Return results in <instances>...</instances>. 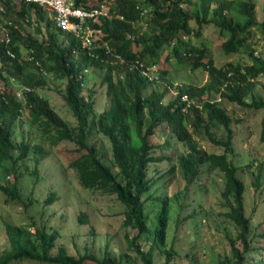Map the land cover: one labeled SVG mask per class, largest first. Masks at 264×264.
<instances>
[{"label": "trees", "instance_id": "16d2710c", "mask_svg": "<svg viewBox=\"0 0 264 264\" xmlns=\"http://www.w3.org/2000/svg\"><path fill=\"white\" fill-rule=\"evenodd\" d=\"M1 1L4 11H0V21H6L10 41H0V78L5 84L18 79L29 90L23 91V100L13 92L0 91V169L6 172L9 163L11 168L7 173L15 172V162L24 159L30 151L29 144L21 141L18 144L20 153L16 158L11 152L15 147L12 126L26 109L30 122L50 146L63 140L76 144L74 151L77 154L70 159L69 165L76 171L80 184L84 188H96L116 195L125 206L124 224L136 230L129 244L140 254L143 264H151L148 253L138 246L136 239L142 233L152 232L153 244L159 245L164 241L167 228V201L158 206L156 224L149 230L142 198L154 181V178H147L148 167L171 157L152 155L157 145L163 150L170 146L168 139L160 144L152 141L161 126L162 131L168 129L171 136L187 146V152L178 156L184 177L192 180L198 173V167L204 163L224 174L222 193L231 201L225 214L238 227L236 237L230 238L231 253L235 264H248L243 261L244 254L250 256L252 253L248 239L250 220L244 213L243 204L245 186L239 178L238 166L228 158L232 151V117L220 102L223 99L246 108L264 109L263 98L246 100L254 81L264 73V61L254 56L248 42L255 27H259L264 37V21L258 22L255 18L254 0H109L110 16H102L98 22L91 23L101 30L100 39H93L91 47L83 46L81 40L70 31L56 27L53 19L47 16L46 9L36 3ZM107 1L91 3L89 0H76V3L95 6L107 5ZM146 8H149L148 11ZM22 19L36 23L34 29L39 33L41 23H44L46 35L38 38L30 33L23 34L20 28ZM143 19L146 21L143 22ZM140 21L148 25L147 29L143 30ZM191 21L195 26L191 25ZM210 23L218 28L223 38L221 49L224 54L249 48L251 63H228L223 68L215 67L209 48L192 44L189 40L190 35L199 37L203 26ZM185 36L188 37L183 38ZM21 46L27 49L31 58L21 57ZM8 50L13 52V56ZM162 50H168L166 59H172L177 66L204 67L210 76L208 84L202 88L178 84L177 92L166 102L168 87L163 91L151 88L145 93L149 84L159 82L160 77L168 73L165 69L152 77L145 73L158 64ZM30 66L45 69L57 80H65L64 100L76 119V126H70L50 102L40 96L37 88L43 84L42 76L40 72L30 71ZM90 67L104 70L99 87L106 86L110 100L108 108L98 113L94 110L93 87L83 94L85 73ZM210 89L219 92L220 99L203 100L201 94ZM183 94L189 100H195L185 101ZM189 120L192 122L188 123ZM215 123L224 128L226 139L217 140L211 134L207 135L214 144L222 145L224 151L203 152L197 147L193 135L200 124ZM91 124H95L98 132L109 140L116 173L100 158L96 148L88 144L90 130L86 127H91ZM260 124L259 138L264 143V116ZM188 125L192 126V130L188 129ZM33 152L40 153L41 150L35 146ZM0 187L8 198L18 197L15 177L11 183ZM54 200L55 193L51 192L47 201ZM5 231L11 249L2 253L0 264L24 260L79 264L85 259L84 255L79 258L68 255L63 248H59L57 255H50L58 237L56 229L47 233L44 228L31 231L26 225L5 223ZM250 264H257V261L252 260Z\"/></svg>", "mask_w": 264, "mask_h": 264}, {"label": "rangeland", "instance_id": "374dc122", "mask_svg": "<svg viewBox=\"0 0 264 264\" xmlns=\"http://www.w3.org/2000/svg\"><path fill=\"white\" fill-rule=\"evenodd\" d=\"M254 2L255 18L262 22L264 0ZM109 3L108 0L107 5ZM148 9L146 8L147 11ZM140 22L143 30L147 29L148 25ZM20 23L23 34L30 33L38 38L46 35L44 23H41L40 33L34 29L36 23H29L25 19L20 20ZM190 23L195 26L193 21ZM100 37L101 33H98L94 35V40H99ZM189 40L192 44L208 47L212 63L217 68H223L228 63L250 64L249 48H253L254 56L264 61V37L259 27L253 30L248 41L249 48L230 55L222 52L223 38L218 28L211 23L203 26L199 37L190 35ZM20 52L22 58L29 57L24 46H21ZM167 54L168 50H162L158 64L145 72L150 77L157 75L161 69L168 72L166 76L160 77L159 82L149 84L144 90L145 93L151 88L163 91L168 87L164 99L166 102L177 92L178 84L184 83L198 88L208 84L210 76L204 67L177 66L172 59H166ZM29 70L41 73L43 84L37 88L40 96L46 98L70 126H76V119L64 100L65 80H57L52 73L45 69L38 70L35 66H30ZM103 74L104 70L95 67L88 68L85 73L83 94H87L89 88L93 87L92 98L96 113L108 108L110 102L106 86L99 87ZM25 88L27 87L18 79L5 84L0 78V91L13 92L21 100ZM201 97L203 100H218L219 92L214 89L206 90ZM259 98L264 99V73L254 81V87L246 100ZM194 100L195 98L192 99ZM220 103L232 117V151L228 158L238 166L239 178L245 186L244 213L250 220L248 239L252 253L250 256L244 254L243 261L250 264L252 260H256L257 264H264V143L259 138L264 109L246 108L223 99ZM190 122L192 121L189 120L188 123ZM187 127L192 130V126ZM86 129L90 130L88 144L96 148L100 158L116 173L109 140L98 132L95 124L87 126ZM162 130L159 126L152 141L160 144L168 139L170 146L163 150L157 145L152 155L160 157L164 154L171 157L156 161L148 167L147 178H154V181L142 198L149 230L156 224L158 206L167 201V228L164 241L159 245L153 244L154 234L146 232L136 239L138 246L148 253L151 264H235L230 238L236 237L238 227L225 214L231 201L222 193L224 174L204 163L198 167L195 177L188 180L183 176L178 162V156L187 152V146L171 136L168 129ZM12 131L15 144L11 151L13 158L20 153L18 144L21 141L29 144L30 151L24 159L15 162V172L7 173L11 168L9 163L6 172L0 169V186L8 185L15 177L18 193L17 198H8L0 187V256L5 250L11 249L5 231V223H11L29 226L31 231L44 228L49 233L56 229L58 237L50 251L52 256L57 255L59 248H63L68 255L75 258L84 255L85 259L79 264H143L140 254L129 244V239L135 236L136 230L123 222L125 206L113 193L82 187L76 171L70 167V159L77 154L74 151L76 144L71 140H63L50 146L37 127L30 122L26 109L14 122ZM207 133L217 140H225L224 128L217 123L200 124L193 135L197 147L203 152L222 153L224 147L214 144ZM35 146L41 150L40 153L33 152ZM51 192L55 193V200L49 202L47 198ZM83 215L86 220H83ZM236 244L239 246L238 242ZM10 264L49 263L24 260Z\"/></svg>", "mask_w": 264, "mask_h": 264}, {"label": "built area", "instance_id": "2783aa9c", "mask_svg": "<svg viewBox=\"0 0 264 264\" xmlns=\"http://www.w3.org/2000/svg\"><path fill=\"white\" fill-rule=\"evenodd\" d=\"M36 3L43 7L48 12V15L53 19L56 27L70 31L74 36L78 37L82 45L85 47H91L94 35L101 32L100 29L92 26L91 23L98 22L102 16H110L108 5H95L91 6L77 4L76 0H19ZM88 1V0H86ZM0 11H4V6L0 0ZM6 21H0V41L5 43L10 41V35L8 28L5 24ZM11 56L13 52L7 51ZM30 58L32 56H29ZM25 91L29 88H25ZM182 99L188 102L192 101L188 99L186 94L182 95ZM220 99V97H218Z\"/></svg>", "mask_w": 264, "mask_h": 264}]
</instances>
